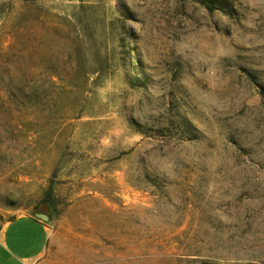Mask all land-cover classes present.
<instances>
[{
    "label": "rangeland",
    "instance_id": "rangeland-1",
    "mask_svg": "<svg viewBox=\"0 0 264 264\" xmlns=\"http://www.w3.org/2000/svg\"><path fill=\"white\" fill-rule=\"evenodd\" d=\"M47 192L32 264H264V0H0V231Z\"/></svg>",
    "mask_w": 264,
    "mask_h": 264
},
{
    "label": "crops",
    "instance_id": "crops-1",
    "mask_svg": "<svg viewBox=\"0 0 264 264\" xmlns=\"http://www.w3.org/2000/svg\"><path fill=\"white\" fill-rule=\"evenodd\" d=\"M50 233L49 222L28 214L19 215L1 229L0 251L6 255L7 263L8 259L9 262L13 259L16 264H32L43 256ZM22 244L28 249L24 254H19Z\"/></svg>",
    "mask_w": 264,
    "mask_h": 264
},
{
    "label": "trees",
    "instance_id": "trees-1",
    "mask_svg": "<svg viewBox=\"0 0 264 264\" xmlns=\"http://www.w3.org/2000/svg\"><path fill=\"white\" fill-rule=\"evenodd\" d=\"M201 5H203L208 11H214L217 9H222L223 5H225L226 0H196ZM41 207H39L37 210L40 213H44L48 215L49 218H51L52 210H54L55 204L52 200L50 193L47 192L45 196L40 201Z\"/></svg>",
    "mask_w": 264,
    "mask_h": 264
},
{
    "label": "water",
    "instance_id": "water-1",
    "mask_svg": "<svg viewBox=\"0 0 264 264\" xmlns=\"http://www.w3.org/2000/svg\"><path fill=\"white\" fill-rule=\"evenodd\" d=\"M32 216H34L35 218L42 220L44 222H49V217L48 215L44 214V213H35Z\"/></svg>",
    "mask_w": 264,
    "mask_h": 264
}]
</instances>
